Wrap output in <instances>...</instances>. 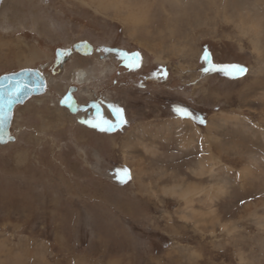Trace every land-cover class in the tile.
<instances>
[{
    "label": "rangeland",
    "instance_id": "374dc122",
    "mask_svg": "<svg viewBox=\"0 0 264 264\" xmlns=\"http://www.w3.org/2000/svg\"><path fill=\"white\" fill-rule=\"evenodd\" d=\"M22 69L47 83L0 144V264H264V0H0V75Z\"/></svg>",
    "mask_w": 264,
    "mask_h": 264
},
{
    "label": "water",
    "instance_id": "95a60500",
    "mask_svg": "<svg viewBox=\"0 0 264 264\" xmlns=\"http://www.w3.org/2000/svg\"><path fill=\"white\" fill-rule=\"evenodd\" d=\"M73 49L83 55L92 52V46L85 41L74 43ZM17 86H22L18 98H13L9 103L10 92ZM45 86L44 75L38 69H22L0 75V144L14 139L13 136L9 135L14 106L24 103L31 96L44 93ZM72 90H75V87H69L67 92L59 98L58 104L69 112L75 113L77 106ZM66 97L69 99L62 103L61 101L65 100Z\"/></svg>",
    "mask_w": 264,
    "mask_h": 264
},
{
    "label": "snow or ice",
    "instance_id": "6c2138e0",
    "mask_svg": "<svg viewBox=\"0 0 264 264\" xmlns=\"http://www.w3.org/2000/svg\"><path fill=\"white\" fill-rule=\"evenodd\" d=\"M105 51H107V49H105ZM121 58L123 59H127L128 57L126 56V54L121 53ZM204 61L206 62H210V53L207 51V49L204 50L203 56L201 57ZM138 60V54H133V62L132 64H130V67H135L138 66L137 61ZM205 71H216V70H220L224 73V75L226 76H230V77H234L236 75L242 74L246 71V69L240 65H226V66H218V65H212L211 68H206L204 69ZM22 86H17L14 90H12L10 92L9 95V103H11L13 98H18V93H20ZM69 98H65V100H62L61 102L64 103L65 101H67ZM112 107V106H110ZM175 111L181 115V116H191L190 113H188L187 109H183V108H176ZM113 112L114 114H116L117 116V122L115 124H113L112 122L105 120L102 116L100 117V120L96 123H93L92 126L99 128L101 131H111L114 130L116 127L120 126V124L125 123L126 121H124L122 119L121 113L122 110L113 107ZM203 122V121H201ZM106 126V127H105ZM123 171V172H127V169L124 170H117V173L119 175V173ZM121 182H123V179L121 178Z\"/></svg>",
    "mask_w": 264,
    "mask_h": 264
},
{
    "label": "bare ground",
    "instance_id": "6f19581e",
    "mask_svg": "<svg viewBox=\"0 0 264 264\" xmlns=\"http://www.w3.org/2000/svg\"><path fill=\"white\" fill-rule=\"evenodd\" d=\"M136 1V0H135ZM110 2V1H109ZM116 2V1H115ZM115 2H114V4H115ZM107 3V2H106ZM121 3V2H120ZM102 4V3H101ZM104 4V3H103ZM121 5V4H120ZM119 5V6H120ZM99 6V5H98ZM112 6V5H111ZM116 6H118L117 4H116ZM122 6V5H121ZM131 6V5H130ZM101 7V6H100ZM115 7V6H114ZM137 7V6H136ZM118 8V7H117ZM122 8V7H121ZM125 9V8H124ZM133 10V9H132ZM140 10V9H139ZM142 11V10H141ZM130 13V12H129ZM132 13V12H131ZM131 13H130V15H131ZM133 14V13H132ZM144 14V13H143ZM116 15V14H115ZM121 15V14H120ZM129 15V16H130ZM137 15V14H136ZM119 16V15H118ZM124 17V16H123ZM138 18V17H137ZM125 19V18H124ZM139 19V18H138ZM228 19V18H227ZM251 20V19H250ZM120 22V21H119ZM122 22H124V21H122ZM243 22V21H242ZM244 25H245V23H243ZM125 25V24H124ZM134 25V24H133ZM132 25V26H133ZM247 25V24H246ZM129 26V25H128ZM240 26H242V25H240ZM250 26V28L252 29L253 28V31H254V33H257L258 32V25L257 24H250L249 25ZM130 27V26H129ZM245 27V26H244ZM246 28V27H245ZM244 28V29H245ZM128 29V28H127ZM134 29H135V31H136V27L134 26ZM247 30H248V28H247ZM242 31H243V29H242ZM129 32V31H128ZM132 33V32H131ZM132 35V34H131ZM254 39V38H253ZM138 44H140V46L139 47H141V46H144L141 42L140 43H138ZM145 47V46H144ZM144 49V48H143ZM24 50V49H23ZM148 51H150L151 52V50L150 49H147ZM252 50H254V52H256V56L257 55H259L260 54V47L258 46V44H257V41H253L252 42ZM78 53V52H77ZM92 53V52H91ZM90 53V54H91ZM24 55V54H23ZM81 55H83V54H81ZM88 55V54H87ZM156 56H155V58L158 60V61H160L161 60V58H160V56H158V54H155ZM20 57V56H19ZM83 57H85V56H83ZM105 57L106 56H104V54H101V55H98L97 56V58H96V60H95V64L93 65V66H95V67H97V68H94V70H95V72L96 73H98V75H100L101 74V72H102V70L104 69V67H105V65H104V63H105ZM17 59V58H16ZM108 59V58H107ZM164 60V59H163ZM19 63H21V62H19ZM72 65V64H71ZM46 66H41L40 67V69H41V71L42 70H44V68H45ZM112 67V66H111ZM93 68V67H92ZM113 69V68H112ZM89 70H90V68H89ZM107 70V69H106ZM71 72H72V76H71V80H73V82L75 81V83L76 84H81L80 86H82V87H84L87 83H88V80H87V78H88V74H87V72H85L83 69H81V68H78L77 66L76 67H73V69H71ZM103 73V72H102ZM44 80H45V84L47 83V81H46V79H45V76H44ZM68 90V89H67ZM66 91V90H65ZM67 92V91H66ZM65 92V93H66ZM64 93V92H63ZM64 93V94H65ZM86 94V93H85ZM88 96V95H87ZM74 97V96H73ZM41 101V99H35V102L36 103H38V102H40ZM59 101V100H58ZM57 101V102H58ZM76 101V100H75ZM35 103V104H36ZM15 107V106H14ZM14 109V108H13ZM48 109V108H47ZM59 111V110H58ZM77 112V111H76ZM75 112V113H76ZM91 112V111H90ZM86 114H89L88 112H85L84 113V115L83 116H81L80 114V116H78L80 119L78 120L81 124L84 122V120H86V121H88L89 122V120H90V118L88 117V116H86ZM90 115V114H89ZM9 135H10V133H9ZM179 183V182H178ZM195 187V186H194ZM184 189V188H183ZM197 189V188H196ZM190 192V191H189ZM187 193V192H186ZM190 194V193H189ZM178 196H180V195H178ZM191 197V196H190ZM183 198H185L184 200H185V202L187 203V202H189L190 203V198H189V196H184L183 195ZM182 199V198H181Z\"/></svg>",
    "mask_w": 264,
    "mask_h": 264
},
{
    "label": "flooded vegetation",
    "instance_id": "af4514ba",
    "mask_svg": "<svg viewBox=\"0 0 264 264\" xmlns=\"http://www.w3.org/2000/svg\"><path fill=\"white\" fill-rule=\"evenodd\" d=\"M67 51L69 52L70 50H67ZM57 53H58V55L62 56V54H65L66 52L64 53V52H60V50H57ZM130 64H131L130 60H121L119 62L120 67H123V68H126V69H131V67L129 66ZM39 70H41V69H39ZM71 87H73V86H71ZM75 90H72V95L75 93ZM76 106H77V104H76ZM84 122H85V120H84Z\"/></svg>",
    "mask_w": 264,
    "mask_h": 264
}]
</instances>
